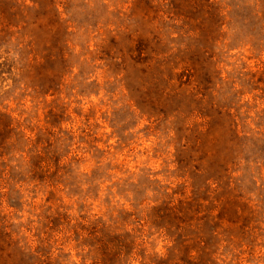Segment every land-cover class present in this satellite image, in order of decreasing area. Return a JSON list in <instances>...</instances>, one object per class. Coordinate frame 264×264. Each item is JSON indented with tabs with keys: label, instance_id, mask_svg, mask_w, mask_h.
Returning <instances> with one entry per match:
<instances>
[{
	"label": "rangeland",
	"instance_id": "rangeland-1",
	"mask_svg": "<svg viewBox=\"0 0 264 264\" xmlns=\"http://www.w3.org/2000/svg\"><path fill=\"white\" fill-rule=\"evenodd\" d=\"M52 1L59 22L35 4L0 32L3 159L30 167L10 180L7 169L0 174V233L36 252L6 258L4 245L2 260L94 264L83 243L93 221L134 234V216L159 193L218 184L212 168L195 170L202 144L212 161L230 158L222 172L250 210L246 242L219 251L264 264V0ZM183 58L196 74L182 73ZM205 77L216 110L198 100ZM180 82L199 84L196 100ZM216 105L242 123L238 136ZM203 114L219 123L215 140L191 129L208 120ZM136 234L146 255L167 252L163 232Z\"/></svg>",
	"mask_w": 264,
	"mask_h": 264
},
{
	"label": "trees",
	"instance_id": "trees-1",
	"mask_svg": "<svg viewBox=\"0 0 264 264\" xmlns=\"http://www.w3.org/2000/svg\"><path fill=\"white\" fill-rule=\"evenodd\" d=\"M31 1L32 5L25 4L24 0L21 2L18 0H0V32L10 26L9 20L17 23L24 22L21 17L27 16L30 12L29 9H33L35 4L40 5L45 19L60 21L59 13L54 8L52 0H47L49 2L46 0ZM36 19L39 18L36 17ZM4 60L6 59L4 58ZM179 61L183 63L182 73L186 72L189 76L197 73V69L189 64V58H183ZM3 64L4 61L0 62V67ZM208 82V77L203 78L200 82L204 93L198 97V100L204 101L210 107L204 108L205 110L209 111L211 108L216 110L209 98L213 89L209 84H205ZM198 85H194L190 90L186 89L187 83H178L180 90L187 92L195 100L199 93V89L197 90L195 86ZM211 98L213 101L215 100L213 96ZM215 107L218 108L217 111H221L224 106L216 105ZM227 110L228 108L225 107L221 113L217 112V114L229 116L230 121L228 120L227 127H231L232 136L236 137L239 135L236 127L242 123L236 122L232 115L227 113ZM203 116L208 117L203 126L195 125L191 129L196 134H209L211 130L212 134L209 135L212 140H215L212 127L219 123L215 121V117L211 118L207 114H203ZM8 146L9 144L4 140H0V174L7 169L8 180H10L13 174H17H11V171L20 172L25 169L30 172V167L24 166L16 158L10 157L4 160V150L10 149ZM200 147H196L194 153L200 155L197 160L202 161V164H200V169L195 168V170L202 172L212 168L213 173L216 174L212 180L218 184L211 188L208 185L201 186V184L192 183L193 187L191 186L189 194L183 191L178 194L177 192L159 193L156 198L151 200L154 202L153 205L140 208L144 213L142 217L134 216L140 230L147 226L148 230L154 229L166 235L170 245L164 255L156 253L146 255L144 248L138 247L140 244L135 243V239L137 236L139 237L136 234L139 232V228L135 232L132 231L134 234L122 227L115 226L114 223L102 224L95 228L99 225L98 221L95 220L91 229L88 230V236L83 239V243L89 248L85 256L91 257L94 264H130L132 256L139 257L140 264H238L234 260L233 254L229 256L230 254H225V250L219 251V248H231L234 244L238 246L246 242L244 229L246 224L242 220L248 217L250 210L246 202L241 200L233 191L234 188L229 182L230 176L222 172L224 170L222 165L226 164L230 158L223 156L220 162L212 161L210 151L202 152ZM179 153H185V159H187V147L180 149ZM39 159L41 160V157ZM208 179L210 178H205V180ZM221 181L226 182L225 185H222ZM222 242L225 244L223 245ZM4 245L5 249L9 247V254L5 255L6 258L11 257L15 251H18L24 258L27 257V254L36 255V252H30L25 246L19 245L17 241L3 232L0 233V264H13L11 260L8 263L2 260ZM43 257L45 258L42 260ZM47 258L48 256L38 255L33 259L32 264H50Z\"/></svg>",
	"mask_w": 264,
	"mask_h": 264
}]
</instances>
